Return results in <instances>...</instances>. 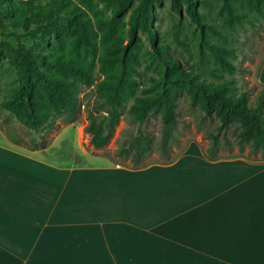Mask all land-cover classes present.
Wrapping results in <instances>:
<instances>
[{"label": "crops", "instance_id": "0c3cea01", "mask_svg": "<svg viewBox=\"0 0 264 264\" xmlns=\"http://www.w3.org/2000/svg\"><path fill=\"white\" fill-rule=\"evenodd\" d=\"M46 153L0 128V264H264V157L191 146L129 168Z\"/></svg>", "mask_w": 264, "mask_h": 264}, {"label": "rangeland", "instance_id": "374dc122", "mask_svg": "<svg viewBox=\"0 0 264 264\" xmlns=\"http://www.w3.org/2000/svg\"><path fill=\"white\" fill-rule=\"evenodd\" d=\"M49 1L0 0V22H4L0 27V50L7 53L10 49L23 47L42 53L45 59L60 60L79 68V74L69 71L65 75L74 84L80 105L79 113L72 120L59 119L56 127L45 134L46 139L53 137L45 147V157L49 156L53 162L59 158L67 165L93 164L95 161L106 164L111 161L137 168L168 163L191 146L199 147L203 155H208V134L216 132L219 121L217 118L204 117L200 109L191 106L186 89L177 98V120L169 128L166 150L160 146L163 135L158 112L152 111L144 122L133 120L128 115V109L136 96L155 92L165 75L171 73L170 67L162 59L176 66L179 74L191 78L192 82L207 86L228 82L233 96L241 93L248 95L250 106L256 104L258 94L264 88L258 81L264 61V6L256 12L246 0H193L192 10L196 21L187 13L184 2L179 3L177 11L171 6V0H159L153 4L154 13L150 21L154 42H150L147 33L137 31L133 42L126 43L131 55L125 58L124 76L128 81L135 82V86L120 94V115L116 120L112 119L110 111L113 107L103 86L117 83L123 54L114 55L110 53V48L119 43L117 38L129 37L128 22L138 0L127 1L108 40L103 38V31L97 27L99 19L111 17L110 10L104 8L101 1L91 0L89 3L88 0H65L69 6L79 8V15L91 24L95 31L90 37L93 46L85 43L75 45L71 24L61 19L60 15V19L53 20L59 26L57 29L46 23H32L26 29L9 26V13L12 15L10 6L15 14H20L32 5ZM8 6L9 10H6ZM208 45H212L215 50H211ZM51 73L61 76L56 70ZM14 85V71L4 56L0 59V101L9 95ZM91 117L105 121L104 134L108 136V142L99 149L93 148L85 132ZM5 120L0 119L3 128L19 134L25 140L29 139L20 126L12 124L11 118L7 123ZM76 132L81 134V143L88 153L106 158L83 154L76 140ZM140 132L152 140L148 151L140 158L134 155V149H130L128 154L118 153L123 145ZM213 155L264 157V153L253 152L249 145L240 146L233 127L220 135Z\"/></svg>", "mask_w": 264, "mask_h": 264}, {"label": "trees", "instance_id": "16d2710c", "mask_svg": "<svg viewBox=\"0 0 264 264\" xmlns=\"http://www.w3.org/2000/svg\"><path fill=\"white\" fill-rule=\"evenodd\" d=\"M89 3L91 0H88ZM104 8L110 10L111 17L99 19L97 27L103 31V38H108L113 34L115 22L127 5L128 0H99ZM159 0H138L137 5L132 9L129 18V37L117 38L118 42L110 53L122 56V69L117 75V83L112 86L110 83L103 86V91L107 95L111 106L112 119H117L120 115L119 109L120 94L125 89H134L135 82L128 81L124 76L125 58L128 52L126 43H132L137 31L148 34L150 42H154V35L151 31L150 21L153 18V4ZM186 4V11L190 17L197 21L192 10L193 0H171V6L179 11V3ZM247 4L259 12L264 6V0H246ZM9 10V6L5 8ZM12 15L9 13V26L13 29L18 27H29L32 23H46L57 29L59 26L53 20L60 19L58 15L71 24L70 28L75 34V45L85 43L93 46L90 37L95 31L91 24L82 18L79 8L69 6L65 0H50L44 4L32 5L28 10L15 14L10 6ZM7 12V11H6ZM8 13V12H7ZM4 22H0V27ZM211 50H215L212 45H208ZM122 52V53H121ZM6 56L9 65L15 75V85L9 95L0 101V119H12V124L20 126L29 137L25 140L19 134H15L9 129L0 125L1 130L12 142L19 144L30 150L45 148L51 140L46 139L45 134L56 127L59 119L72 120L80 111V105L76 97L74 84L65 76L69 71L79 74L78 66L62 62L60 60L45 59L43 54L23 47L10 49L7 53L0 50V59ZM116 56V57H117ZM170 67L169 74L161 81L155 92L146 96H136L128 115L131 119L144 122L148 119L152 111L160 115L163 140L160 146L166 150V140L169 136V128L176 123L177 98L187 90L189 103L191 106L200 109L204 117L217 118L219 124L215 133H209L210 139L209 153L205 155L209 159L214 158V153L218 147L219 137L225 134L232 127L236 131L237 143L240 146L249 145L253 152L264 153V88L259 92L256 104L250 106L248 95L241 93L239 96L231 94L230 84L223 82L211 86L204 83L192 82L189 77L184 78L179 74V70L168 60L162 59ZM225 65L226 62H224ZM223 64V65H224ZM232 70L234 67L228 65ZM56 70L61 76L52 74ZM169 81V83H168ZM189 85H191L189 87ZM105 121L91 117L85 132L89 137L90 144L95 149L104 147L108 142V136L104 134ZM18 133V132H17ZM223 136V135H222ZM44 138V139H43ZM152 140L150 137L140 134L132 138L123 145L118 153L128 154L130 149H134V155L140 158L144 152L150 149Z\"/></svg>", "mask_w": 264, "mask_h": 264}]
</instances>
